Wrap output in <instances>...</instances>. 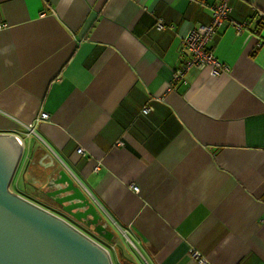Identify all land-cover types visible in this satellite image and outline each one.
I'll return each instance as SVG.
<instances>
[{"label": "crops", "instance_id": "0c3cea01", "mask_svg": "<svg viewBox=\"0 0 264 264\" xmlns=\"http://www.w3.org/2000/svg\"><path fill=\"white\" fill-rule=\"evenodd\" d=\"M218 2L0 0V134L21 148L9 189L84 198L109 240L90 215L36 205L115 264H264V0H228L208 43L222 69L174 74Z\"/></svg>", "mask_w": 264, "mask_h": 264}, {"label": "water", "instance_id": "95a60500", "mask_svg": "<svg viewBox=\"0 0 264 264\" xmlns=\"http://www.w3.org/2000/svg\"><path fill=\"white\" fill-rule=\"evenodd\" d=\"M20 156L16 137L0 134V264H112L108 250L81 230L10 191ZM58 190L65 193L73 188L68 182ZM54 200L77 220L88 223L90 215L94 231L109 240L84 198L70 192ZM76 208L83 209L73 212Z\"/></svg>", "mask_w": 264, "mask_h": 264}, {"label": "built area", "instance_id": "2783aa9c", "mask_svg": "<svg viewBox=\"0 0 264 264\" xmlns=\"http://www.w3.org/2000/svg\"><path fill=\"white\" fill-rule=\"evenodd\" d=\"M231 7L228 4V0H219V2L211 7V17L210 21L206 24H201L196 27L189 29L185 35L182 37L181 43L182 47L189 53V59L175 70L176 76H181L182 73L190 66L195 65L198 68L209 66L210 73L215 74L220 69L222 65L220 62L212 55L210 48L208 46L209 41L212 40L216 29L226 20L229 19V13ZM262 16L259 15V18ZM5 26V24L0 23V27ZM156 29L165 28L162 21L157 20L154 24ZM236 27L240 29L241 24H237ZM151 110L150 106H144L141 112L146 113ZM40 119H45L47 115L45 113H40ZM28 130H31V124L26 125ZM82 153V149L77 150ZM137 190V188H135ZM191 255L194 258L196 264H208L207 260L202 257L197 251H191Z\"/></svg>", "mask_w": 264, "mask_h": 264}, {"label": "rangeland", "instance_id": "374dc122", "mask_svg": "<svg viewBox=\"0 0 264 264\" xmlns=\"http://www.w3.org/2000/svg\"><path fill=\"white\" fill-rule=\"evenodd\" d=\"M18 175H19V174H18ZM18 175H17L16 177H14V178L16 179V178L18 177ZM14 181H15V180H14ZM13 183H15V182H13ZM13 183H12V185L10 186V190H11L12 192L16 193L17 195H19V196H21V197H23V198H24V196L21 195V194H24V195H27V196H28V195H30V196H32V195H33V196H37V197H38V198L36 197L37 199L33 198L34 201L30 200V202H32V203H34V204H37V202H43V203L48 202V203H51V204H54V203H57V204H58L57 201H52V200L48 199V196H47V195H43V194L40 193L38 190H35V189H33V188H31V187H28V186H26V187L24 188L22 184H20V186L17 187V186H15L16 183H15V184H13ZM19 193H21V194H19ZM30 196H29V197H30ZM24 199H25V198H24ZM26 200H27V199H26ZM28 201H29V199H28ZM49 211H50V210H49ZM51 212H53V213L59 215L60 217L64 218L66 221H68L69 223H71L73 226H75L76 228H78L79 230H81L84 234H86L87 236H89L90 238H92L94 241H96L98 244H100L101 246H103L105 249L108 250V252H109V256H110V251H109V250H111V248H110V246H108V245L104 242V240L97 238L96 235H95L93 232H90V231L86 230L85 228H82L81 226H79L78 224H76V223L73 221V219L70 218V217H68L67 215L62 214V213H60L59 211H51ZM111 261H112V264H115V263L113 262L112 259H111Z\"/></svg>", "mask_w": 264, "mask_h": 264}, {"label": "flooded vegetation", "instance_id": "af4514ba", "mask_svg": "<svg viewBox=\"0 0 264 264\" xmlns=\"http://www.w3.org/2000/svg\"><path fill=\"white\" fill-rule=\"evenodd\" d=\"M71 218V217H70Z\"/></svg>", "mask_w": 264, "mask_h": 264}]
</instances>
